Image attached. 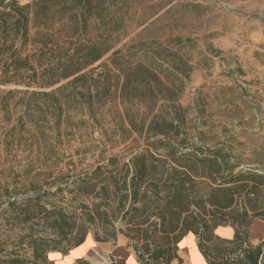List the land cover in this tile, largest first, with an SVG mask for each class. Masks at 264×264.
<instances>
[{"label":"rangeland","instance_id":"obj_1","mask_svg":"<svg viewBox=\"0 0 264 264\" xmlns=\"http://www.w3.org/2000/svg\"><path fill=\"white\" fill-rule=\"evenodd\" d=\"M115 1L112 9L119 31L113 36V48L84 69L88 84L102 71L101 65L112 67L115 50L146 41L172 49L180 43L191 67L182 73L167 71L171 65L162 60L153 66L143 63L152 66L160 81L152 84L159 94L156 104L150 109L153 102L142 96L144 87L137 86L141 98L121 97L96 104V121L87 120L86 106H76L63 111L61 121H23V127L13 129L14 117L23 110L14 108L13 99L3 108L0 99V113L4 109L11 112L10 120L0 121V210L8 199L40 195L48 207L63 208L75 221L63 240L42 223L23 224L1 215L0 242L5 243L6 252L13 249L14 256L26 259L25 264H92L89 256L123 237L133 249L140 235L136 231L145 229L157 215L151 205H142L143 200L133 205L130 199L118 203L123 192L117 185L122 177H130L126 164L144 152L179 169L184 165V160L177 163L164 155L158 139H185L206 147L224 145L239 161L237 169L264 166V0ZM175 37L181 38L179 43ZM29 47L34 48L27 44L25 49ZM67 80L28 88L0 85V98L6 90L46 93ZM129 90L132 95L134 89ZM46 100L43 95L37 99L46 117L56 119V108L52 103L46 105ZM170 117L173 129L161 121ZM43 123L54 129H46ZM151 124L158 127L157 134L147 130ZM110 159L115 160L114 166L109 165ZM193 164L196 175L203 174L200 162ZM98 167L101 172L95 174ZM149 189L150 184H144L141 192L154 199ZM77 236H83V241L74 245ZM32 241L48 246L44 245L46 250L36 261ZM86 241L90 244L85 245ZM178 264L188 263L182 258Z\"/></svg>","mask_w":264,"mask_h":264},{"label":"trees","instance_id":"obj_2","mask_svg":"<svg viewBox=\"0 0 264 264\" xmlns=\"http://www.w3.org/2000/svg\"><path fill=\"white\" fill-rule=\"evenodd\" d=\"M115 3V0H0V85L41 87L69 79L46 93L3 92L0 98L3 108L13 99L14 108L20 107L17 108L19 112L23 110L14 117L13 129L16 125L23 127V121H61L63 111L76 106H86L87 120L96 121L99 119L96 118V104L103 105L108 99L121 97L141 98L137 92V86L141 85L144 87L142 96L153 102L149 106L151 109L159 95L152 84L160 83L152 69L153 63L162 60L171 65L167 71L186 72L190 65L178 47L181 38L175 37L179 44L174 49L146 41L115 50L110 60L112 67L101 65L102 71L92 79V84H88L89 77L84 69L114 46L113 36L119 31L112 9ZM57 23L62 25L56 27ZM173 39L166 38L167 41ZM27 44L34 48L25 49ZM145 62L152 66L143 64ZM130 88L134 89L132 95ZM14 94L20 96L14 98ZM41 95L47 97L46 105L52 103L56 108V119L46 117L37 101ZM163 106L165 104L159 107ZM10 116L11 112L4 109L0 121H8ZM171 118L161 121L173 129ZM43 125L50 131L54 129L48 123ZM147 130L156 133L158 127L151 124ZM158 142L164 155L172 156L175 161L184 160L183 169L167 165L166 160L155 154L142 152L130 158L126 164L130 177H122L117 185L123 192L118 203L130 199L133 205L143 200L142 205H151L152 212L157 215L145 229L136 231L140 235L133 249L140 264L180 261L176 254L177 242L188 232L196 236L197 247L207 264H264L263 242L252 244L248 239L251 224L257 219L264 223V166L237 169L239 161L224 145L206 147L185 139H158ZM193 162H200L203 174L196 175ZM108 163L114 166L115 160L110 159ZM100 169L98 167L95 174H99ZM144 184H150L149 191L154 199L147 198L146 191L141 192ZM40 197L8 199L0 216L23 224L42 223L57 232L61 239H67L75 226L73 216L56 205L48 207ZM226 225L234 230L232 239L213 234L216 227ZM82 241L83 236H77L74 245ZM4 244L0 242V264L27 262L14 256L13 249L6 252ZM31 244L36 261L42 257L46 245L43 241ZM51 249L57 250V247Z\"/></svg>","mask_w":264,"mask_h":264},{"label":"crops","instance_id":"obj_3","mask_svg":"<svg viewBox=\"0 0 264 264\" xmlns=\"http://www.w3.org/2000/svg\"><path fill=\"white\" fill-rule=\"evenodd\" d=\"M216 232V233H215ZM213 234L222 239H232L234 235V230L231 226H218L214 229ZM249 242L256 244L263 242L264 244V223L261 220H255L249 227ZM86 244H90V241H86ZM128 241L123 237L121 241L117 244H108L102 252L95 256H89L93 260L92 264H140L137 260L136 253L133 249L128 247ZM89 248H86L87 250ZM186 249L188 250V255H185ZM179 250V252H178ZM92 253V252H91ZM177 257L181 260L185 258L188 264H207L205 257L200 252L197 247L196 236L188 232L177 242ZM92 255V254H91ZM97 259L104 260V262H97ZM191 259V262H190ZM77 261V260H76ZM79 261V260H78ZM170 264H178V259H173Z\"/></svg>","mask_w":264,"mask_h":264}]
</instances>
